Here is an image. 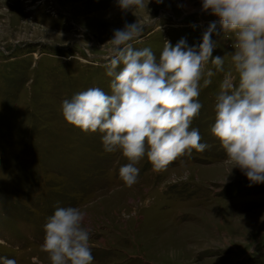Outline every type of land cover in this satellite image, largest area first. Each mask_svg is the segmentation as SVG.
<instances>
[{
  "label": "rangeland",
  "instance_id": "1",
  "mask_svg": "<svg viewBox=\"0 0 264 264\" xmlns=\"http://www.w3.org/2000/svg\"><path fill=\"white\" fill-rule=\"evenodd\" d=\"M144 4L123 12L117 0H0V257L50 264L44 225L73 206L87 213L93 264H264V184L249 186L211 133L216 97L235 75L233 34L213 35L212 55L225 62L201 89L192 122L203 152L159 173L145 156L127 186L119 176L126 158L63 118L62 101L76 93H110L114 30L135 23L133 47L159 57L165 41L198 46L218 19L201 0Z\"/></svg>",
  "mask_w": 264,
  "mask_h": 264
},
{
  "label": "clouds",
  "instance_id": "2",
  "mask_svg": "<svg viewBox=\"0 0 264 264\" xmlns=\"http://www.w3.org/2000/svg\"><path fill=\"white\" fill-rule=\"evenodd\" d=\"M117 3L123 12L145 7L144 0ZM201 7L218 19L198 46L183 38L175 46L165 41L157 57L150 48L133 47L140 29L125 24L108 42L110 93L90 87L62 101L67 124L99 133L105 152L119 151L126 158L119 176L127 186L137 182L136 165L145 156L159 173L177 158L207 149L192 122L202 108L201 89L224 71V56L212 55L217 48L213 35L222 33L236 37L234 52L228 54L235 75L228 74L216 97L211 133L249 186L264 184V0H201ZM86 218L73 206L58 207L48 217L42 247L50 264H93ZM0 264L16 260L0 257Z\"/></svg>",
  "mask_w": 264,
  "mask_h": 264
}]
</instances>
